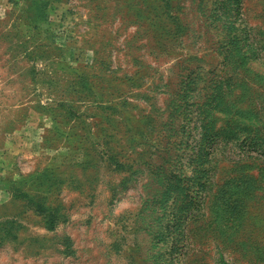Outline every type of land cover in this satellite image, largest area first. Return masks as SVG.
I'll use <instances>...</instances> for the list:
<instances>
[{
    "label": "rangeland",
    "instance_id": "374dc122",
    "mask_svg": "<svg viewBox=\"0 0 264 264\" xmlns=\"http://www.w3.org/2000/svg\"><path fill=\"white\" fill-rule=\"evenodd\" d=\"M0 264H264V0H0Z\"/></svg>",
    "mask_w": 264,
    "mask_h": 264
}]
</instances>
